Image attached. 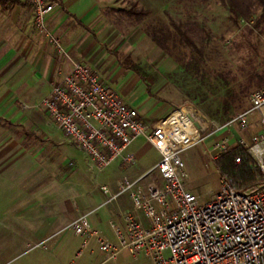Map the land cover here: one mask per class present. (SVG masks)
<instances>
[{
    "label": "built area",
    "instance_id": "2783aa9c",
    "mask_svg": "<svg viewBox=\"0 0 264 264\" xmlns=\"http://www.w3.org/2000/svg\"><path fill=\"white\" fill-rule=\"evenodd\" d=\"M27 2L35 31L61 52L59 39L47 26L55 4L50 0ZM249 102L228 124L246 127L258 115L254 124L259 128L251 142L238 138L231 143L229 137H222L211 144L209 152L216 161L234 149L244 151L234 162L241 163L242 157L252 159L251 170L258 171L256 180L241 186L226 174L212 199L199 203L187 189L189 174L181 153L207 136L201 133L206 120L201 112L192 106H176L165 116L146 122L93 69L73 61L38 104L65 137L98 170L118 158L122 166L132 165L136 156L128 148L138 137L158 153L145 174L135 179L123 176L115 191L108 184L100 186L107 201L121 194L131 199V208L121 214L122 227L113 225L114 240L93 229L86 214L70 222L68 229L82 238L75 258L92 251L93 241L104 259L127 252L146 257L148 264H264V87L254 89ZM152 172L159 181L146 180Z\"/></svg>",
    "mask_w": 264,
    "mask_h": 264
},
{
    "label": "rangeland",
    "instance_id": "374dc122",
    "mask_svg": "<svg viewBox=\"0 0 264 264\" xmlns=\"http://www.w3.org/2000/svg\"><path fill=\"white\" fill-rule=\"evenodd\" d=\"M131 9H143L149 13L136 18L128 12ZM105 15L114 27L113 32H109L107 48L116 52V56L107 53L105 57L111 68L109 76L115 79L114 83L108 84L126 101L147 111L165 107L162 112H166L176 106H192L199 110L203 105L215 110L217 105L227 101L226 95L241 86L248 84L249 94L264 86L260 85L261 79L257 75L264 73V4L259 0H113ZM13 23L9 18L0 20V87L8 85L10 75L15 74L10 66L17 64V55L25 56V35L33 43L45 38L38 35L32 22L23 24L22 28ZM28 74L18 71V76L23 78ZM61 74L59 70L55 76L59 78ZM24 100V97L11 103H1V100L0 113L12 117L25 109L35 111L37 102L25 104ZM203 118L206 124L203 123L201 133L207 136L181 153L189 174L187 189L197 196L199 203L212 199L222 178L209 152L211 144L222 137H229L231 143L238 138L250 143L251 135L259 128L253 121L246 127L229 125L232 117ZM32 127L40 128V125ZM135 145L140 152L137 166L157 161L156 152L142 139L136 140ZM72 147L73 161L66 166V187L73 183L76 168L83 185L80 197L89 195L90 190L99 192L98 198L94 193L91 195V202L104 199L95 210L102 206L117 210L123 206L122 197L105 205L108 201L98 186L105 182L114 184L123 176L130 177L132 166L114 163L98 170L80 147ZM146 180L159 181L158 174L149 173ZM87 210L88 207L84 206V211ZM69 224L64 230H68ZM113 224L110 221L109 226L113 228ZM62 235L59 233L55 241L53 239V246L47 245V239L29 243L18 248V255L13 257L0 246V264H78V261L80 264L86 261L87 255L79 260L73 256L66 263L48 257L58 250V242L62 244L69 239ZM42 256L46 257L44 261L39 260ZM98 260L101 264H148L146 257L127 252L120 253L116 259H104L99 254Z\"/></svg>",
    "mask_w": 264,
    "mask_h": 264
},
{
    "label": "crops",
    "instance_id": "0c3cea01",
    "mask_svg": "<svg viewBox=\"0 0 264 264\" xmlns=\"http://www.w3.org/2000/svg\"><path fill=\"white\" fill-rule=\"evenodd\" d=\"M50 1L55 5L47 16V26L59 39L64 52L58 53L45 38L33 43L26 39L25 35V56L21 58V54L17 55L19 58L17 64L10 66L15 74L10 75L8 85L0 87L1 103L7 101L11 103L18 97H24L25 104L37 102L35 111L25 109L19 114H13L12 117L0 113V125H2L0 128V246L13 257L18 255L20 251L17 250L18 248H24L29 243L47 239V245L50 243L53 246L55 238L59 233H63L62 236L69 239L62 244L58 242V250L48 257L66 263L73 256L75 257L82 241V238L74 236L69 229L64 230L68 223L88 212L87 219L91 227L114 240V229L109 223L113 221V225L122 227L121 214L130 209L132 204L128 194H121L111 201H105L107 205L122 197L125 204L119 206L117 210L105 206L95 210L104 199L102 201L94 199L92 202L89 200L93 193L98 198L99 192L96 189L97 193L88 190L89 195L80 197L83 185L79 181V172L76 168H74L76 177L73 183L66 187V166L70 160L73 161L72 146L77 145L65 137L47 113L38 106L42 97L59 80L60 77L55 76V73L59 70L62 73L67 72L74 60L86 63L97 72L106 85L110 86L108 83L115 82V79L109 76L111 68L106 64L108 59L105 58L107 53L116 56V52L108 49L106 43L110 38L109 32H113L114 27L105 12L111 7L113 0ZM8 18L10 22L13 21V24L21 28L28 22H32L33 26V12L27 0H0V20H8ZM18 71L29 74L23 78L18 76ZM127 102L138 109L141 119L146 122H152L169 112H162L165 107L147 111L136 103L129 100ZM199 110L208 119L214 120L216 116L222 119L214 109L205 105ZM257 117L258 115H255L251 122L254 123ZM37 124L40 128L32 127ZM139 138L156 152L158 159V153L153 147L142 137L136 138L128 148V151L134 152L136 156L129 169L130 179L145 174L156 162L137 166L140 152L135 142ZM86 157L88 158L87 155ZM120 162L118 158L111 164L120 166ZM117 181L114 184L105 182L101 185L108 184L111 190L115 191ZM101 185L98 186L99 190L107 200V195L100 188ZM84 206L89 210L84 211ZM90 246L93 250L83 252L77 259L84 255L88 256V259L80 264H99L101 261L98 260V255H103L93 241ZM45 258L42 256L39 260L44 261Z\"/></svg>",
    "mask_w": 264,
    "mask_h": 264
},
{
    "label": "trees",
    "instance_id": "16d2710c",
    "mask_svg": "<svg viewBox=\"0 0 264 264\" xmlns=\"http://www.w3.org/2000/svg\"><path fill=\"white\" fill-rule=\"evenodd\" d=\"M259 1L264 4V0ZM135 6L136 4L134 5V7ZM232 11L236 16H238V14L235 13L234 10ZM128 12L136 18H143L149 13L148 11L143 9H131ZM234 21L237 22V18H234ZM181 33L184 35L182 31ZM217 73L220 74L219 71H217ZM257 75L261 79V83H264V73H258ZM249 95L248 84L245 86H241L238 90H235L229 95H226L227 101L217 105L215 112L225 119L234 117L237 113L249 106ZM237 156H244V151L234 149L232 152L223 153L219 157V159L215 161L216 170L221 176L227 174L234 177L236 182L241 186H250V184H253L255 182L258 171L251 170L253 161L250 158L244 159L242 157L241 163L236 164L234 162V159Z\"/></svg>",
    "mask_w": 264,
    "mask_h": 264
},
{
    "label": "bare ground",
    "instance_id": "6f19581e",
    "mask_svg": "<svg viewBox=\"0 0 264 264\" xmlns=\"http://www.w3.org/2000/svg\"><path fill=\"white\" fill-rule=\"evenodd\" d=\"M201 121H203V120L201 119Z\"/></svg>",
    "mask_w": 264,
    "mask_h": 264
}]
</instances>
